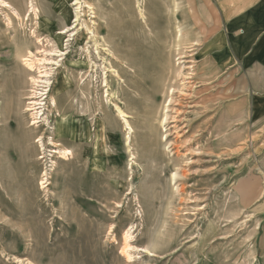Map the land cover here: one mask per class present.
Masks as SVG:
<instances>
[{
	"label": "rangeland",
	"instance_id": "rangeland-1",
	"mask_svg": "<svg viewBox=\"0 0 264 264\" xmlns=\"http://www.w3.org/2000/svg\"><path fill=\"white\" fill-rule=\"evenodd\" d=\"M6 1L19 15L0 3V264H264V116L246 72L200 51L217 6L34 0V16ZM168 50L192 78L159 136L149 86L130 85L142 59L167 78Z\"/></svg>",
	"mask_w": 264,
	"mask_h": 264
},
{
	"label": "crops",
	"instance_id": "crops-1",
	"mask_svg": "<svg viewBox=\"0 0 264 264\" xmlns=\"http://www.w3.org/2000/svg\"><path fill=\"white\" fill-rule=\"evenodd\" d=\"M189 3L202 7L204 14L209 10L210 16L214 9L210 6H217L220 26L201 44L200 51L219 69L246 72L249 78L246 83L254 96L253 117L264 116V0H189ZM212 19L217 20L213 16L206 21ZM201 24L202 28L207 25L204 21ZM257 90L259 95L254 93ZM242 190L251 193L252 185L244 182Z\"/></svg>",
	"mask_w": 264,
	"mask_h": 264
},
{
	"label": "bare ground",
	"instance_id": "bare-ground-1",
	"mask_svg": "<svg viewBox=\"0 0 264 264\" xmlns=\"http://www.w3.org/2000/svg\"><path fill=\"white\" fill-rule=\"evenodd\" d=\"M27 2H28L27 12L33 13L34 16H37L39 14L38 13L39 9L35 5L34 0H28ZM0 3L4 7L12 9L14 11V13L19 15L18 11L9 2H7L6 0H0ZM65 4H66V2L63 3V6ZM65 12H66L67 15L69 14V8L68 7H67V9H65ZM138 12H140V11H138ZM197 12H198L199 16L201 15L200 17H202L204 15V10L200 6L197 7ZM146 18H147V16H146ZM42 22H44L43 19L41 20L40 25L42 24ZM74 27L75 26H73L71 28H74ZM68 31H69V29H65L64 28L63 30L58 31L57 33H58V35H61V34L63 35V34H66ZM141 51L139 49L133 48L130 51L129 55L138 54V56H139L142 53ZM60 55H62V54H60ZM184 57H186V56L183 53H180L179 54V58H178L179 61H178V63L176 62L177 63L176 64L174 59H173L172 52L170 50H168L166 52V57L164 59L165 62H164L163 68H164V71H167L168 74H169V76L167 78L164 77V74H160V75H158V77H156V76H154V73H149V72L147 73V75H145V74L142 75V73L140 72V69H141V66H145L146 67L145 59H142V60L139 61V66L133 72L134 76H135V74H136V76H138V77H136V78H134L132 80V85H130V87L133 89V92L142 90L143 89L142 88L143 85H145L146 87H147V85L149 86L147 88L148 89L147 92H145L146 94H143V97H142V99L144 101L147 100V102H148V103H146L144 105V112H145L146 120L149 121L150 124L152 122H156L154 124V127L156 129L157 134H159V136L161 134L160 133V131H161L160 129L165 128L163 131H165L166 133L169 132L170 128L172 127V126H170V123L174 122V121H177L176 120V119H178L177 117L179 116L180 113H182L179 110L180 107L178 108L177 106H181L183 104L182 99L187 97V95H185L184 92L182 91L183 88H184V85L186 83H189V81L185 82V80L192 78V77H189L188 75H186L184 73L183 69H185V67L181 66V64L183 62H185L183 60ZM24 60H26L25 61L26 65L30 67V65L32 64V63H30L31 62V58L26 57ZM41 60L44 62L47 59L44 57V58H41ZM175 64L177 66H175V68H174ZM42 76L48 77L49 75H42ZM33 81L36 82V83L38 82V80H35V79ZM39 82H44V81H39ZM69 82H70V80H69L68 76L63 77L62 80H61L62 86L60 87V89L62 87L64 88L67 85H69ZM57 90H59V89H57ZM164 101L167 102V104H165V106H163V102ZM183 106H185V105H183ZM179 111H180V113H179ZM118 112H119V114H122L121 117L123 118V120L125 122V125L127 126V129H129L128 131L131 132L133 130L132 129L133 126H131L128 123V121L126 119L127 115H125L120 108H118ZM162 112H164V113L162 114ZM151 126H152V124H151ZM164 138L166 139V135L163 136V133H162L161 140H163ZM65 153H68V152H65ZM130 236H131L130 233H126L125 237H124L125 244H126V246H125L126 249L131 247L129 245V243H128L129 238L131 239ZM127 253H128V251H127Z\"/></svg>",
	"mask_w": 264,
	"mask_h": 264
}]
</instances>
